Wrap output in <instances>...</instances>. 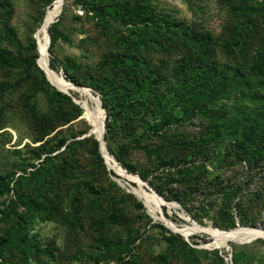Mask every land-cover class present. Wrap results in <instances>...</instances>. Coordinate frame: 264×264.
Masks as SVG:
<instances>
[{"label":"rangeland","instance_id":"obj_1","mask_svg":"<svg viewBox=\"0 0 264 264\" xmlns=\"http://www.w3.org/2000/svg\"><path fill=\"white\" fill-rule=\"evenodd\" d=\"M54 1L0 0V49L35 57L0 63V264H264L263 236L179 229L264 228V0H63L65 87Z\"/></svg>","mask_w":264,"mask_h":264},{"label":"bare ground","instance_id":"obj_2","mask_svg":"<svg viewBox=\"0 0 264 264\" xmlns=\"http://www.w3.org/2000/svg\"><path fill=\"white\" fill-rule=\"evenodd\" d=\"M62 4H63V0H55L54 1L53 5L51 6L50 10L48 11L46 16L44 17L43 21L40 23V25L37 28L36 33H35V37H36L37 44H38V50H39L40 55H41L40 63H41L42 68L44 69L47 77L51 81H52V79H51L50 72H49L48 65H47V58H46V55L44 53H42V49L44 46L42 41H43L46 25L50 21H52L53 18L61 11ZM46 36H47V29H46ZM45 50L47 52L46 40H45ZM52 82L59 87H65L67 84V82H59V81H54V80ZM78 89L81 92L85 93L89 97V99H91L93 102L95 101L94 107L97 111L98 110V100L93 99L88 94V92H86V90L84 88L80 87ZM99 120H100V115H99V113H97L96 117L94 118V127L95 128L97 127ZM95 132H96L97 137L100 140L101 151L103 152V154L105 156V161L109 166L108 162L110 161L111 156L107 153V151L104 147V143L102 141V138L100 137V133L96 130H95ZM109 168H113V167L109 166ZM113 169H115V168H113ZM115 170L121 174H124L129 179H131L132 181L136 182V178H134V176H132L131 174H128L122 167L120 169H115ZM140 182L143 183V181H141V180H140ZM137 186H138V190H136V192H137L138 196L143 198L144 203L151 209V212L157 211L160 219H162L165 223H167L170 226H175L171 221H169L166 217H164L165 215L163 216L162 212L160 211V205L162 203H165L168 206H176V204L173 202L163 201V199H161L155 192H153L154 194L149 193L140 184H137ZM175 227H177V226H175ZM177 228H179V227H177ZM179 229H181L184 233H187L188 231H193V230H199V231L200 230H206V231H208V232H210V233H212L218 237V239L213 241V243L214 244H220V245L226 244V242L229 240L243 242V241L250 240L254 237H257V236H263L264 237V228H261L260 226L236 227V228H230V229L225 230V229H219L217 227H203V226H200L196 223H193V226H191V227L179 228ZM177 232L181 233L180 231H177Z\"/></svg>","mask_w":264,"mask_h":264},{"label":"trees","instance_id":"obj_3","mask_svg":"<svg viewBox=\"0 0 264 264\" xmlns=\"http://www.w3.org/2000/svg\"><path fill=\"white\" fill-rule=\"evenodd\" d=\"M169 20V19H167ZM169 22H172V24H170V26H173L172 29L170 30L171 31V34L172 36H175L176 38L178 36H180V31L184 30V29H180V27L175 24V22H173V20L170 19ZM49 23L46 25L45 27V32H44V36H45V39H46V29L48 27ZM166 25H169V24H166ZM48 31H49V34H50V37H51V40L53 39V29H52V26L48 27ZM7 33V37L9 40H11V35H10V32L6 31ZM189 33V38L193 37L194 39H196L198 42H201L200 39L204 38L205 35L203 33H197L195 30H190ZM45 39H44V48H43V52L45 53V55L47 56V52L45 50ZM169 40V39H168ZM168 42H170V44H172V40L170 39ZM18 46V45H17ZM46 47H48V34H47V41H46ZM33 48H35V45H33ZM35 58V57H34ZM34 58L32 59H28V57L22 55V54H19L18 56H14L10 53H7L5 52L4 50L0 49V63H3V64H6V65H16V66H19V65H22V64H32L34 63ZM49 66L52 68H50L51 71H53V69H56L57 70V66L58 64L56 63V61L54 59H51L49 61ZM99 70V69H98ZM43 78V77H42ZM44 79V78H43ZM69 90V89H67ZM58 94H61L60 91H57ZM83 93V92H82ZM85 94V93H84ZM86 101L87 100H84V104L86 105ZM101 103L102 105L105 107L106 106V96L103 95V97H101ZM112 109L114 110L113 111V114H119V108L116 107L115 105H112ZM111 108V107H110ZM48 110L45 111V113L43 114H40V116L36 119V123L38 125V128L39 126L40 127V131H41V135L39 137H43L44 134L47 132V130L49 129L48 126H47V123L50 121L48 120L49 116H48ZM47 121V123H46ZM108 124V121L106 120V125ZM37 140V139H36ZM40 140V139H39ZM115 171V170H114ZM117 174H119L121 176V174L117 171H115ZM143 179H146V176L143 175V174H139ZM126 177V176H124ZM127 179H129L128 177H126ZM131 180V179H129ZM132 181V180H131Z\"/></svg>","mask_w":264,"mask_h":264},{"label":"water","instance_id":"obj_4","mask_svg":"<svg viewBox=\"0 0 264 264\" xmlns=\"http://www.w3.org/2000/svg\"><path fill=\"white\" fill-rule=\"evenodd\" d=\"M73 86H75L74 84H73ZM75 87H77V86H75ZM86 89H88V88H86ZM99 106L101 107V104H100V101H99ZM102 109V108H101ZM101 144V143H100ZM105 147V146H104ZM106 149V148H105ZM101 153H102V155L104 156V154H103V152L101 151ZM106 166L107 167H109L108 166V164L106 163ZM137 177H138V179H140L141 181H143L138 175H136ZM160 197V196H159ZM161 199H163L162 197H160ZM164 201V200H163ZM179 233V232H178Z\"/></svg>","mask_w":264,"mask_h":264}]
</instances>
